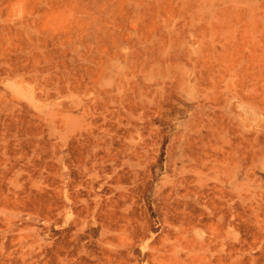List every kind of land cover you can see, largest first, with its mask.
<instances>
[{
	"label": "rangeland",
	"instance_id": "rangeland-1",
	"mask_svg": "<svg viewBox=\"0 0 264 264\" xmlns=\"http://www.w3.org/2000/svg\"><path fill=\"white\" fill-rule=\"evenodd\" d=\"M0 264H264V0H0Z\"/></svg>",
	"mask_w": 264,
	"mask_h": 264
}]
</instances>
